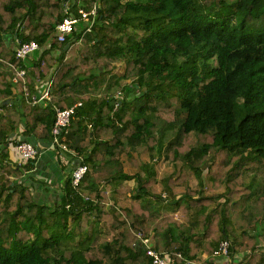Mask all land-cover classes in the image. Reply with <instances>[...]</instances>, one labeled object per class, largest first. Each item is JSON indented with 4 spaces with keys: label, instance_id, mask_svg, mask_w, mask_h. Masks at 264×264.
<instances>
[{
    "label": "trees",
    "instance_id": "trees-1",
    "mask_svg": "<svg viewBox=\"0 0 264 264\" xmlns=\"http://www.w3.org/2000/svg\"><path fill=\"white\" fill-rule=\"evenodd\" d=\"M24 82H50L49 101L28 105ZM77 102L65 143L89 171L41 204L23 177L34 162L11 151L50 141L54 108ZM0 125V264H150L140 238L170 264H215L223 240L228 264H264V192L241 178L264 171V0H0Z\"/></svg>",
    "mask_w": 264,
    "mask_h": 264
},
{
    "label": "built area",
    "instance_id": "built-area-1",
    "mask_svg": "<svg viewBox=\"0 0 264 264\" xmlns=\"http://www.w3.org/2000/svg\"><path fill=\"white\" fill-rule=\"evenodd\" d=\"M95 15V10L90 12L79 11L80 19L88 21L89 17ZM93 20H91L92 23ZM77 24L76 18L67 17L64 18L56 26V40L62 43L66 40L67 36L71 35ZM39 49L36 42H27L19 45L14 51V57L17 61H24L27 57L32 55ZM26 71L23 68H17V77L24 80ZM17 79H13L12 82L16 83ZM51 92V83L49 82L40 92H32L26 82L22 85V97L23 100L31 107L39 106L40 104L47 103L49 101V95ZM82 106L81 102H77L69 108L58 109L54 108V123L51 128V138L49 141L50 149L56 153V157L60 160L65 156H70L78 160V165L72 169L69 174L70 185L73 190H77L81 186V182L85 174L89 171L87 165L83 164L82 159L77 154L70 150L65 143V135L67 129L70 126L71 120L77 110ZM92 128L91 124L87 125V131L90 132ZM13 150L18 155L22 163L35 162L39 157V150L33 144L28 142H20L15 144ZM164 197V196H162ZM165 198V197H164ZM87 200V198H84ZM69 206H66V208ZM139 242L144 247L145 255L150 259V264H170V256L167 253H159L155 251L151 245L149 238H140ZM230 254V243L227 240L219 242L213 251V257L228 258ZM180 257L179 254L176 255Z\"/></svg>",
    "mask_w": 264,
    "mask_h": 264
},
{
    "label": "crops",
    "instance_id": "crops-1",
    "mask_svg": "<svg viewBox=\"0 0 264 264\" xmlns=\"http://www.w3.org/2000/svg\"><path fill=\"white\" fill-rule=\"evenodd\" d=\"M33 144L39 150V157L32 169L23 177L38 202L55 206L61 200L64 182L69 178L72 169L78 165V160L70 156H65L62 160L58 159L56 153L50 149L49 141L36 140ZM13 151H11L10 159L17 164L24 165L25 163H22Z\"/></svg>",
    "mask_w": 264,
    "mask_h": 264
},
{
    "label": "rangeland",
    "instance_id": "rangeland-1",
    "mask_svg": "<svg viewBox=\"0 0 264 264\" xmlns=\"http://www.w3.org/2000/svg\"><path fill=\"white\" fill-rule=\"evenodd\" d=\"M123 69H124V66L122 65L118 71L119 73L123 72ZM240 119V114H239V111H236V122H238ZM1 126V125H0ZM39 128V127H38ZM13 154H16L15 151H13ZM126 159L123 157V162H125ZM166 163H164L165 165ZM125 170L126 172H129V166L126 164L125 165ZM189 178L190 180H188V182H191L190 185L193 189H198L199 186H198V180L194 177V176H191L189 174ZM242 180L243 182L252 190L251 191V194L252 196H256V195H259L261 194L262 192H264V171L262 170H258L256 169L255 167L254 168H251V169H248V170H245L243 173H242ZM203 187H201V192H202V195L203 196H206V195H209L211 193H213V191L211 190V178L208 177V174L206 173V171H203ZM123 185H130V186H133L134 185V182L131 180V181H128V182H122ZM113 186L111 187V189L113 190ZM162 196L166 197V194H163ZM151 241V240H150ZM151 245H152V241H151ZM213 257V256H212ZM215 258V257H214ZM237 259H239L237 256H236ZM202 259H206L205 257H203ZM229 258H219V257H216V261H215V264H228L230 261Z\"/></svg>",
    "mask_w": 264,
    "mask_h": 264
},
{
    "label": "water",
    "instance_id": "water-1",
    "mask_svg": "<svg viewBox=\"0 0 264 264\" xmlns=\"http://www.w3.org/2000/svg\"><path fill=\"white\" fill-rule=\"evenodd\" d=\"M8 104H10V101H9V100H6V101H4V102L2 103V105H8Z\"/></svg>",
    "mask_w": 264,
    "mask_h": 264
}]
</instances>
